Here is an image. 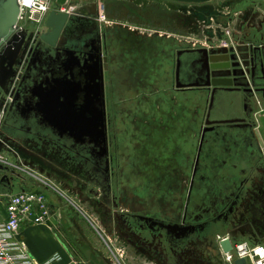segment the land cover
Segmentation results:
<instances>
[{"label": "flooded vegetation", "instance_id": "flooded-vegetation-1", "mask_svg": "<svg viewBox=\"0 0 264 264\" xmlns=\"http://www.w3.org/2000/svg\"><path fill=\"white\" fill-rule=\"evenodd\" d=\"M248 1L249 17L228 31L235 40L224 47L264 46V21L252 18L264 11V0ZM85 10L55 45L41 40L45 25L34 30L18 19L14 34L24 42L11 61L22 76H32L34 89L19 131H2L0 117L6 150L86 202L122 256L228 264L220 249L226 238L263 244L258 61L242 67L233 90L218 89L209 110L211 70L201 72L191 52L216 47L209 40L146 35L101 22L97 4ZM6 44L0 59L7 58ZM224 120L238 121L217 122ZM13 173H0V192H16Z\"/></svg>", "mask_w": 264, "mask_h": 264}, {"label": "crops", "instance_id": "crops-1", "mask_svg": "<svg viewBox=\"0 0 264 264\" xmlns=\"http://www.w3.org/2000/svg\"><path fill=\"white\" fill-rule=\"evenodd\" d=\"M95 3L98 8L104 5L107 20H111L114 24L121 23L122 27L129 23H133L132 25L136 27L159 26V30L171 33L181 35L204 33L217 40L229 39L232 42L235 37L231 36V38L227 32L232 31L233 27L238 25V21L249 17L247 5L250 2L248 0H55L54 8L73 5L92 7ZM230 16H233V20L229 18ZM252 16L253 22L257 24L264 21V11L258 14L252 13ZM202 25L206 26L204 32L200 28ZM219 45L221 44L214 43V46ZM261 135V146L264 151L262 131ZM5 147L7 145L0 142V153L11 157ZM18 183L25 188V191L42 192L41 186L33 180L25 179ZM8 194L11 193L0 192L2 212ZM52 202L51 216L47 222L41 224L24 222L21 226L18 237L24 242L30 254L41 263L59 255L62 258L61 264H107L104 254L108 253L105 251V246H100L95 235L89 233V224L87 225L88 222L83 215L64 202L61 197L56 200L53 197ZM89 227L93 232V227L91 225ZM261 237L260 242L264 244V232ZM102 242L104 243L103 240ZM125 259L124 264H160L156 261H147L140 254H127ZM200 262L201 260L199 264Z\"/></svg>", "mask_w": 264, "mask_h": 264}, {"label": "water", "instance_id": "water-1", "mask_svg": "<svg viewBox=\"0 0 264 264\" xmlns=\"http://www.w3.org/2000/svg\"><path fill=\"white\" fill-rule=\"evenodd\" d=\"M96 5V3H95ZM88 7L66 6L65 10H61L60 7L54 8L46 22L45 26L49 29L47 33H44L41 40L44 42L55 45L64 37L67 26L74 21L82 13L83 9ZM88 15L95 16L97 12H90L85 10ZM20 14V6L18 0H0V46L4 43V54L7 58L0 59V117L5 116L4 126L2 131L9 133L17 132L21 129V124L24 119L23 106L29 99L28 97L33 93L32 76L24 77L16 69L13 68L11 58L16 55L18 47L22 46L24 37H20L14 34L15 25L18 22ZM197 52L195 63L200 66L201 72L208 74L211 70L212 82H207L205 85H212L213 93L209 104V110H211L214 94L218 89L221 90H233V86L238 77L245 75V70L242 67H247L248 64L254 60L258 61L264 74V46H243L236 45L230 47L216 46L205 47L201 46L191 52ZM184 52V51H182ZM182 52H179L181 55ZM245 52V53H243ZM204 65H208L205 70ZM180 67V59L178 61V69ZM14 69V70H13ZM200 72V74H201ZM249 84V83H248ZM193 86H200L202 84L195 83ZM60 87L61 84H59ZM102 86V84H101ZM182 84L178 83V87ZM192 87V86H190ZM102 89V88H101ZM28 112L31 110L27 108ZM26 111V109H25ZM104 121V119H103ZM238 120H224L217 122L233 123ZM207 123H211L209 119ZM3 134L0 133V137ZM1 172H10L9 168L0 165ZM13 182L16 185V192L25 191L20 183V174L13 173ZM7 176H4V178ZM15 192V193H16ZM222 252H229L233 249V242L231 239L226 238L220 244ZM222 255V254H221ZM171 257L176 258L175 254H171ZM245 259H238L235 264H245ZM175 264H179L175 262Z\"/></svg>", "mask_w": 264, "mask_h": 264}, {"label": "built area", "instance_id": "built-area-1", "mask_svg": "<svg viewBox=\"0 0 264 264\" xmlns=\"http://www.w3.org/2000/svg\"><path fill=\"white\" fill-rule=\"evenodd\" d=\"M18 2L20 6V22L25 21L27 23L30 22L34 26L36 25L37 27L34 30H39L45 25L55 5V0H18ZM61 10L63 11L65 8H61ZM104 10V5L99 6L98 18L105 23L107 20ZM22 24L24 25L23 22ZM227 34L229 35V32ZM220 44L219 46H228L229 41L221 40ZM0 165L9 168L15 174H20L21 180L29 179L35 183L39 181L59 195L63 196L65 194L52 179L31 168L21 160H11L8 155L0 153ZM1 196L3 197L4 195L2 194ZM6 197L4 212L0 210V264H61L62 258L59 255H55L42 263L37 261L30 254L24 242L18 237L24 222L41 224L49 220L51 205L44 193L36 190L21 191L8 194ZM75 208L110 248L111 242L105 238L96 221L80 206H75ZM222 253L224 261L228 264H235L238 259H245V264H264V244L233 243L231 251Z\"/></svg>", "mask_w": 264, "mask_h": 264}, {"label": "rangeland", "instance_id": "rangeland-1", "mask_svg": "<svg viewBox=\"0 0 264 264\" xmlns=\"http://www.w3.org/2000/svg\"><path fill=\"white\" fill-rule=\"evenodd\" d=\"M56 8V7H55ZM26 20V19H25ZM127 22H134L135 20H126ZM21 22H23L25 25L27 24L28 26H30L31 28H35V27H37L36 25L34 26L33 24H30V22H25V21H21ZM133 23H129V25H126L125 27H124V29H130V30H134V31H142V32H145V34L146 35H148V34H152V35H155V34H165V33H167V34H169V35H171L173 38H176V39H178V40H180V41H189V42H193V41H195V42H198V40H201L202 42H205L206 40H209L210 41V43H208V45H214V43H217V44H219L220 42H221V40H216L215 39V37H211V36H209L208 34H204V33H202V34H198V35H195V34H184V35H181V34H176V33H171V32H167V31H165V30H159L158 28H159V26L158 27H156V26H154V27H156V28H154V27H150V26H143V27H136V26H133L132 25ZM201 30L204 32V30H205V28H206V26L205 25H202L201 27ZM205 106V104L203 103V105H202V107H204ZM261 131L264 133V116H261ZM8 152V151H7ZM9 153V152H8ZM9 154H11V153H9ZM11 160H21L20 158H18L17 156H12L11 155V157L10 156H8ZM32 168V167H31ZM38 172H40V171H38ZM41 173V172H40ZM43 175H45V174H43ZM46 176V175H45ZM49 178V177H48ZM37 183L39 184V186H41L40 187V189L42 190V192L44 193V195L46 196V198H47V200H48V202L50 203V205H51V203H53L52 202V198L54 197V200H56V199H59L60 197L62 198V200L64 201V202H66L69 206H71V207H73V208H75V206H79V205H77V204H80L78 201H77V203H76V200L74 201L73 199H74V195L72 196V194H71V196H72V198H70V196L68 195V194H64L63 196H65V197H63V196H61L60 195V197H59V194L57 193V192H55V191H53L52 189H50V188H47V187H45L41 182H39V181H37ZM55 183H57L56 181H55ZM57 185L60 187V185L57 183ZM61 188V187H60ZM2 193H4V192H2ZM69 200H71V201H69ZM83 204V206H85V208L83 209L84 211L86 210V212H88V213H91V215L94 217V215H93V213H92V211H91V208L88 206V204L86 203V202H82ZM82 207V206H81ZM83 208V207H82ZM76 209V208H75ZM95 218V217H94ZM96 219V218H95ZM88 222V221H87ZM90 225V223L88 222L87 223V225ZM89 225H88V230H89V233L90 234H94L95 235V237H96V239H97V241L101 244L100 246H105L104 248H105V251L108 253V254H104V255H106V260H105V262L107 263V264H124L123 263V260L125 259V256H122V252H120L118 249L116 250V245L114 244V245H112V242H111V246H110V248H109V246L105 243V241L101 238V236L96 232V231H94L93 230V232H92V230L90 229V227H89ZM92 234V235H93ZM102 240L104 241V243L102 242ZM104 244V245H103ZM110 245V244H109ZM107 247V248H106ZM119 260V261H118ZM126 260V259H125Z\"/></svg>", "mask_w": 264, "mask_h": 264}]
</instances>
